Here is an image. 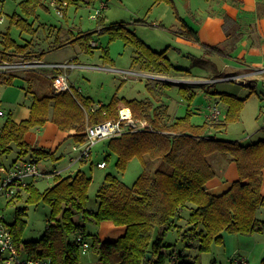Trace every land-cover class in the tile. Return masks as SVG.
<instances>
[{"label":"trees","instance_id":"obj_1","mask_svg":"<svg viewBox=\"0 0 264 264\" xmlns=\"http://www.w3.org/2000/svg\"><path fill=\"white\" fill-rule=\"evenodd\" d=\"M44 1L23 0L21 5L30 13L37 6L44 5ZM12 23L30 33L37 31L27 18L17 13L11 16ZM183 24L184 28L178 33L187 39L199 40L197 31L186 22ZM103 29L112 37L123 38L127 44L136 46L134 63L141 68L158 73L176 68L166 51L152 49L123 23L106 25ZM90 34L81 33L72 42L79 40L86 50L92 49ZM3 39L0 60L14 59L16 54L11 49L22 54L18 56L24 59H41L43 56L42 53H31L29 45L18 43L9 31L3 34ZM104 58L108 59L107 50H104ZM19 76L0 73V85H12ZM27 92L32 94L29 117L17 122L9 114L0 123V154L18 149L17 158L39 161L34 158V153L43 151L30 148L26 139L32 128L51 120L62 130L75 129L74 140L83 143L88 124L116 118L120 107L129 106L136 118H147L153 128L127 132L110 140V149L118 156L117 169L124 172L134 157L141 158L145 167L158 158L166 163L165 167L144 171L132 186L107 174L97 194L99 205L95 211L86 206L91 178L83 171L65 177L56 176L54 184L44 191L38 189L36 183L29 184L25 189L26 201L31 204L46 202L52 210L50 222L38 240L22 239L27 225L22 219L24 210H18L14 223H8L18 247L27 255L42 258L50 264H79L82 242L78 240V234L88 240L85 229L88 222L112 221L115 225L126 226L125 233L115 240L93 236L92 247L100 256L97 264H169L172 256L179 264H197V260L186 254V250L195 246L197 241L201 252H209L214 243H224L225 233H264V219L259 217L264 206V137L247 142L219 137L229 124L241 120L246 98L230 92L214 93L209 89V93L220 96L225 116L197 124L192 121L194 112L190 107L196 89L180 84L178 92L189 102L187 112L175 118L173 123L165 124L162 119L166 115L158 106L154 109L148 100L115 95L110 103L98 105L95 111H91L97 105L76 91L56 93L50 88L41 93L28 87ZM216 105L221 109L219 102ZM165 114L169 115L166 111ZM222 160L236 163L239 178L228 190L215 195L208 192L207 183L219 174L216 162ZM169 232H174L176 241L180 239L187 248H171ZM261 264H264V257Z\"/></svg>","mask_w":264,"mask_h":264},{"label":"rangeland","instance_id":"obj_2","mask_svg":"<svg viewBox=\"0 0 264 264\" xmlns=\"http://www.w3.org/2000/svg\"><path fill=\"white\" fill-rule=\"evenodd\" d=\"M23 0H0V51L4 50L3 34L9 31L12 38L20 44H28L29 51L34 54L43 55L44 61L57 62L73 59L80 63L97 64L103 69L75 70L71 72V82L77 89L78 94L89 97L97 104L110 103L113 96L126 98H137L141 100H151L154 105L166 115L162 119L165 124L175 121V116H184L188 109V101L181 97L178 88L180 84H186L189 88L195 89L206 86L212 92H230L240 97L246 98L245 107L242 111V118L239 122L228 125L227 130L220 133L223 139L239 140L241 142L255 141L264 137V80L254 87L243 84V80H227L226 76L231 75L229 68L224 69V62L219 57L204 55L203 52L192 46H187L177 40L171 28L175 17L181 15L177 7H173L167 0H158L168 3L172 8L166 11V3H161V7L156 4L157 0H67L68 6H64L62 0H57V7L51 4V0H45L44 5H39L30 13L23 9ZM105 7L98 18H93L97 10ZM62 10V15L58 10ZM19 14L27 18L37 28L36 32L30 33L22 30L18 25L11 24V16ZM186 16L190 13H183ZM165 17L160 20V17ZM2 20V21H1ZM116 23H123L127 29L144 41L154 50L169 48V53L176 68L168 72H155L145 70L134 63L137 56V48L133 44H127L123 38L112 37L103 29L104 26ZM91 33L90 43L92 49L86 50L80 43L72 42L73 38L81 33ZM104 50H107L108 59L104 58ZM16 57L9 61L19 59L22 54L11 49ZM19 55V56H18ZM24 59V58H23ZM3 60H0L2 62ZM41 71L35 70H11L7 74H18L32 76L30 73ZM48 73L52 71L47 70ZM151 75H156L150 76ZM260 78H262L260 76ZM264 79V77H263ZM49 81V80H48ZM250 81V80H249ZM50 82V81H49ZM18 85L28 84L19 80ZM169 85V86H168ZM42 89V88H41ZM50 85L44 86L41 93L48 92ZM53 90V89H52ZM216 95V94H214ZM24 92L19 86L4 85L0 87V109L6 113L10 107L26 102ZM186 101H185V100ZM29 101V100H28ZM165 103L169 104L171 114H165ZM163 107V109H160ZM206 109V107H205ZM212 115V114H211ZM152 117V115H150ZM210 116V115H209ZM207 119H211V116ZM4 117L0 116V122ZM199 122L205 120L204 115L197 116ZM151 123L150 121H148ZM120 137V136H119ZM110 138L99 140L92 147V156L87 163L82 162L76 165L85 169L86 175L91 178L89 187V199L87 208L97 210L99 200L98 191L105 182V176L112 174L119 177L127 185L132 186L138 177L146 170L152 171L157 167H165L162 160H152L148 167H145L141 158L134 157L129 160L126 170L121 172L117 169L118 156L110 149ZM16 153L0 154V178L3 177L11 165ZM108 156V157H107ZM108 158L106 168L101 169L97 163ZM92 162V163H90ZM220 163V162H217ZM216 163V164H217ZM226 162L221 161L217 165L218 169ZM76 169V170H77ZM75 175V172H71ZM54 184V178H40L36 186L41 191ZM24 191V190H22ZM25 191L14 199L0 198L6 221L14 223L18 210H24L22 219L27 225L22 239L32 241L40 239L46 225L50 222L52 207L46 202L31 204L26 201ZM259 217L264 219V209L259 212ZM79 221L78 217H76ZM87 238L90 248L80 254L79 264H97L99 254L92 247L93 236L98 235L99 229L90 222L86 224ZM169 236L171 248L177 250L186 249L181 240H177L175 233ZM234 238L226 237L225 244L214 243L211 251L201 252L198 241L191 249L186 250V254L192 256V260H197V264H228L237 253L245 254L250 260V264H261L264 257V234L254 233L251 235L229 234ZM190 259L191 257L188 256ZM216 261V263H215Z\"/></svg>","mask_w":264,"mask_h":264},{"label":"crops","instance_id":"obj_3","mask_svg":"<svg viewBox=\"0 0 264 264\" xmlns=\"http://www.w3.org/2000/svg\"><path fill=\"white\" fill-rule=\"evenodd\" d=\"M167 1L170 2L173 7L178 6V9L181 11V15L179 13V16L175 17L173 27L171 28L176 38L175 40L187 46L197 48L203 52L204 55L207 54L212 57L217 56L221 58L224 62L223 68H229V72L231 73L229 77H236V79H238L237 81L244 79L242 81L243 84L250 83V85L254 87L257 83L259 84V82L261 83L264 80V0ZM67 2L69 5V1ZM161 3L166 2L156 1V4L159 7H161ZM166 4V11L171 10L170 8L172 7L168 3ZM187 11L190 13V19H188L189 15L182 16L184 15L183 13ZM164 19L165 17H162L161 15L160 20L162 21ZM183 22H186L191 28L197 31L199 40H190L178 33V30L184 28ZM213 47H217V49L212 50ZM159 51H166V55L172 61L170 55H168V47ZM173 63L176 65L175 62ZM40 70L41 71L36 72L32 76L20 75L14 80L12 85L21 87L24 92V96L28 98L29 101L25 99L26 102L24 104H18L15 107H10V110L7 113L5 110L0 109L3 111V114H0V116L4 117L0 122L1 124L9 114H11L12 118L17 122L29 117L32 94L27 92L28 87L39 91L42 90L44 86L49 84L50 88H52L51 80H49L50 74L46 69ZM260 76L262 78H260ZM19 80L25 81L28 85H18ZM2 86L4 85H0V87ZM73 89L76 92L80 91V89H77L75 85ZM195 89L196 95L190 103V107L194 112L192 116V121L194 123L201 124L208 120L206 117L210 115L211 108L218 102L221 107V109L219 108L221 110V118L225 116V106L222 105L223 103L220 96L209 93V89L207 90L205 86ZM180 96L183 97L181 94ZM92 102L93 105L96 104L93 100ZM150 103L155 109L156 105H154L151 100ZM164 104L165 109H167V113L171 114L169 104L165 102ZM187 104H189V102ZM199 115H204L205 120L203 122H199L195 119ZM174 117L177 118L182 116H175L174 114ZM75 133V129L62 130L55 122L49 120L43 126L32 128L27 133L26 139L30 148L43 151V153L41 152L39 154L34 153V158L36 157V159L39 160V164L43 169H58L60 174L56 176L61 175L65 177L72 175L71 172L77 173L78 171H83L86 174L85 169H77L76 167L79 162L75 161L77 152L73 148L77 143L73 137ZM12 152L16 153L13 158L16 159L19 154L18 149L13 150ZM28 155H31V153ZM89 161L90 160L85 163L88 164ZM217 162L221 163V161ZM220 163H217V165H220ZM100 168L104 169L106 167ZM238 178L239 173L236 163H225L224 166L220 168L219 174L207 183V190L212 194L219 195L228 190L232 183ZM262 193L264 195V170ZM263 209L264 206L260 209V211ZM90 223L99 229L98 236L102 240H115L122 236L126 231V226L115 225L112 221H102L100 224L95 222ZM170 234L171 232H169L168 235L170 236ZM229 234L232 233L224 234V244L226 242V237L233 240L234 237ZM241 255L245 254L237 253L233 257L235 258Z\"/></svg>","mask_w":264,"mask_h":264},{"label":"built area","instance_id":"obj_4","mask_svg":"<svg viewBox=\"0 0 264 264\" xmlns=\"http://www.w3.org/2000/svg\"><path fill=\"white\" fill-rule=\"evenodd\" d=\"M51 4L57 7V0H51ZM64 6L68 5L66 0H62ZM105 7L103 4L101 9L97 10V14H93V18H98L102 14ZM58 14H62V10H58ZM2 21V20H1ZM35 68L46 69L52 71L49 73L53 78L52 89L56 93L74 92L71 82V71L103 69L96 64L80 63L75 60L44 62V61H4L0 62V71L15 70H32ZM156 77V75H150ZM227 80L236 79V77H226ZM98 108L94 106L91 111ZM105 113V112H104ZM0 114L3 111L0 110ZM212 114V115H211ZM210 116L212 120L221 118V110L218 105L211 108ZM209 116V118H210ZM152 124L147 119L136 118L130 107L124 106L119 108V114L116 118L107 119L99 123L88 124L86 128V140L83 143H76L74 150L77 152L75 161L86 162L91 159L92 147L105 138L119 137L127 132H141L152 130ZM98 167H106L107 162L101 161L97 163ZM60 174L58 169L45 170L39 161L31 158H17L12 161L5 175L0 178V198L9 200L16 198L23 193L29 184L37 183L40 178L55 177ZM24 190V191H22ZM78 240L81 241V251L86 252L90 248V242L82 234H78ZM0 264H50L42 258L31 257L21 251L15 240L14 234L6 221V216L2 205L0 204ZM169 264H179L175 256H172ZM228 264H249V259L245 255L237 256L230 260Z\"/></svg>","mask_w":264,"mask_h":264},{"label":"bare ground","instance_id":"obj_5","mask_svg":"<svg viewBox=\"0 0 264 264\" xmlns=\"http://www.w3.org/2000/svg\"><path fill=\"white\" fill-rule=\"evenodd\" d=\"M63 14V13H62ZM62 14H60V15H62ZM43 57V56H42ZM34 60H38V61H44L43 60V58H41V59H23V58H19V59H17V60H14V61H34ZM70 60H73V59H70ZM4 61H9V60H3L2 62H4ZM9 62H13V61H9ZM44 62H49V61H44ZM97 65V64H96ZM18 71V70H17ZM73 71H75V70H73ZM7 72H11V71H0V73H7ZM72 72V71H71ZM70 72V73H71ZM49 77H50V79L49 80H51V83H53V78H52V76L51 75H49ZM226 77H229V76H226ZM73 88H74V85H73Z\"/></svg>","mask_w":264,"mask_h":264},{"label":"water","instance_id":"obj_6","mask_svg":"<svg viewBox=\"0 0 264 264\" xmlns=\"http://www.w3.org/2000/svg\"><path fill=\"white\" fill-rule=\"evenodd\" d=\"M147 255H148V257H150V256H151V254H150V253H148Z\"/></svg>","mask_w":264,"mask_h":264}]
</instances>
